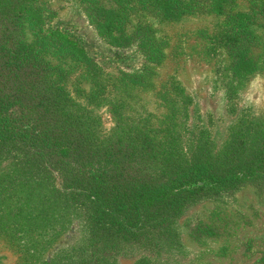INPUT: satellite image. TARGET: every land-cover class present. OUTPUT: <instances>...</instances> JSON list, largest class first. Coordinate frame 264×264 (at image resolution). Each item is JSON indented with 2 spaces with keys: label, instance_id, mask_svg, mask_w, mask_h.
<instances>
[{
  "label": "rangeland",
  "instance_id": "374dc122",
  "mask_svg": "<svg viewBox=\"0 0 264 264\" xmlns=\"http://www.w3.org/2000/svg\"><path fill=\"white\" fill-rule=\"evenodd\" d=\"M95 1L29 0L40 19L26 13L15 35L42 53L49 68L42 92L52 94L57 84L59 94L88 109L84 128L96 138L119 129L139 145L155 134L173 148V169L264 141V0H227L222 13L208 0H180L168 12L149 0ZM98 4L118 12V32L134 38L131 46L116 48L100 36L89 17ZM242 15L249 24L238 21ZM53 32L71 38L87 59L63 50ZM227 33L239 34L245 48L221 41ZM241 51L257 68L246 77L233 69ZM12 172L0 163V264H75L86 237L81 218L43 205ZM48 185L52 194L62 187L56 175ZM174 228L175 239L106 264H264V185L196 202Z\"/></svg>",
  "mask_w": 264,
  "mask_h": 264
},
{
  "label": "trees",
  "instance_id": "16d2710c",
  "mask_svg": "<svg viewBox=\"0 0 264 264\" xmlns=\"http://www.w3.org/2000/svg\"><path fill=\"white\" fill-rule=\"evenodd\" d=\"M149 1L164 12L180 3ZM208 1L218 13L227 3ZM29 5V0H0V163H8L43 205L60 213L72 210L81 218L86 237L73 254L75 264H106L139 247L153 249L175 239L176 220L192 204L248 184L264 185V141L253 149H231L223 159L198 158L173 169V148L159 143L161 138L155 134L141 136L139 145L119 129L108 139L96 138L84 128L82 115L89 116L88 109L59 94L57 84L52 94L42 92L49 70L42 53L15 35L26 13L40 19ZM89 17L110 46L126 48L134 43L133 37L118 32L117 11L98 4L90 6ZM238 21L246 25L251 18L242 15ZM49 37L63 50L85 57L84 50L65 34L53 32ZM240 37L227 33L221 41L240 44ZM244 51L235 53L234 63H238L233 69L240 77L257 70ZM55 175L61 190L48 193Z\"/></svg>",
  "mask_w": 264,
  "mask_h": 264
}]
</instances>
